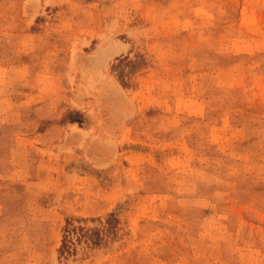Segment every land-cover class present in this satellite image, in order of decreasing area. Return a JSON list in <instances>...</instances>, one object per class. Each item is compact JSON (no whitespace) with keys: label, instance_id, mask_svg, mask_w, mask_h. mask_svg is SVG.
<instances>
[{"label":"rangeland","instance_id":"obj_1","mask_svg":"<svg viewBox=\"0 0 264 264\" xmlns=\"http://www.w3.org/2000/svg\"><path fill=\"white\" fill-rule=\"evenodd\" d=\"M0 264H264V0H0Z\"/></svg>","mask_w":264,"mask_h":264},{"label":"trees","instance_id":"obj_2","mask_svg":"<svg viewBox=\"0 0 264 264\" xmlns=\"http://www.w3.org/2000/svg\"><path fill=\"white\" fill-rule=\"evenodd\" d=\"M76 229L75 226H67L66 227V235L63 237L62 239V243H61V246L59 247V252L62 254L65 251H68L69 250V247H70V234H72V232ZM68 237V238H67ZM66 238H67V241H66ZM69 242V243H67Z\"/></svg>","mask_w":264,"mask_h":264}]
</instances>
